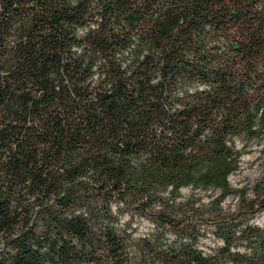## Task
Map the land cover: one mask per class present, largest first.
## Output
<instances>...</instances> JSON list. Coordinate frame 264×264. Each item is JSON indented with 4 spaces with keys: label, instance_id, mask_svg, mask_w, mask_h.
<instances>
[{
    "label": "trees",
    "instance_id": "1",
    "mask_svg": "<svg viewBox=\"0 0 264 264\" xmlns=\"http://www.w3.org/2000/svg\"><path fill=\"white\" fill-rule=\"evenodd\" d=\"M254 139L264 0H0V264H264Z\"/></svg>",
    "mask_w": 264,
    "mask_h": 264
},
{
    "label": "rangeland",
    "instance_id": "2",
    "mask_svg": "<svg viewBox=\"0 0 264 264\" xmlns=\"http://www.w3.org/2000/svg\"><path fill=\"white\" fill-rule=\"evenodd\" d=\"M249 145L246 147L244 152L241 155V163L240 167L230 173V181L233 186H240L244 184L249 192H251V187L256 183L258 179L264 176V143L261 140H251L248 143ZM188 188L183 187L182 192L187 193ZM208 193V192H207ZM206 192H202L205 198H207ZM237 194H230L225 197L223 201V206L225 207H234V204L237 201ZM127 215H124L126 218ZM255 223H264V209L259 210L257 214L253 217ZM131 224L133 226V234H145L152 228L153 224L151 220L146 217L139 216L134 214L133 219L131 220ZM202 239L200 241L202 246H212L218 243V238L215 237L212 233L207 232L201 236Z\"/></svg>",
    "mask_w": 264,
    "mask_h": 264
}]
</instances>
